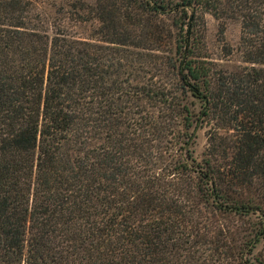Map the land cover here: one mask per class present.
<instances>
[{"label":"trees","instance_id":"16d2710c","mask_svg":"<svg viewBox=\"0 0 264 264\" xmlns=\"http://www.w3.org/2000/svg\"><path fill=\"white\" fill-rule=\"evenodd\" d=\"M72 6L99 39L0 0V264H264V0ZM206 14L245 66L211 60Z\"/></svg>","mask_w":264,"mask_h":264},{"label":"rangeland","instance_id":"374dc122","mask_svg":"<svg viewBox=\"0 0 264 264\" xmlns=\"http://www.w3.org/2000/svg\"><path fill=\"white\" fill-rule=\"evenodd\" d=\"M34 13L39 15L42 20L41 28L50 36H53L58 29L63 30L66 34L88 40L99 39L98 29L99 21H76L73 4L79 1L85 2L87 5H94L96 0H32ZM220 21L212 15L206 14L204 24L199 28L200 35L203 37L206 52L213 62L221 69L228 72H235L242 66L241 52V25L237 21H227L224 42L219 37ZM226 49V50H225ZM231 55H227L228 51ZM231 50V51H230ZM195 106L191 108L195 111L199 110L200 104L192 99ZM194 129V128H193ZM209 127L197 128L191 141L190 148L195 158L201 161L208 147ZM227 217V218H226ZM218 220L226 224H235L233 219L228 220V216H217ZM262 248V245H260Z\"/></svg>","mask_w":264,"mask_h":264}]
</instances>
